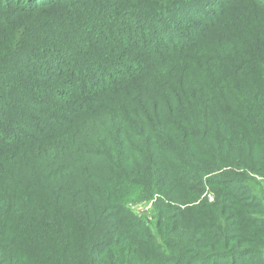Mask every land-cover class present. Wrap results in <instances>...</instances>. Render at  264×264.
<instances>
[{
  "label": "trees",
  "instance_id": "1",
  "mask_svg": "<svg viewBox=\"0 0 264 264\" xmlns=\"http://www.w3.org/2000/svg\"><path fill=\"white\" fill-rule=\"evenodd\" d=\"M263 182L264 0H0V264H264Z\"/></svg>",
  "mask_w": 264,
  "mask_h": 264
},
{
  "label": "rangeland",
  "instance_id": "2",
  "mask_svg": "<svg viewBox=\"0 0 264 264\" xmlns=\"http://www.w3.org/2000/svg\"><path fill=\"white\" fill-rule=\"evenodd\" d=\"M245 152V151H244ZM264 185V182L263 184ZM132 211L141 217H149L151 215L150 201H139L137 196H133L131 200L124 202Z\"/></svg>",
  "mask_w": 264,
  "mask_h": 264
},
{
  "label": "built area",
  "instance_id": "3",
  "mask_svg": "<svg viewBox=\"0 0 264 264\" xmlns=\"http://www.w3.org/2000/svg\"><path fill=\"white\" fill-rule=\"evenodd\" d=\"M211 198V197H210Z\"/></svg>",
  "mask_w": 264,
  "mask_h": 264
}]
</instances>
